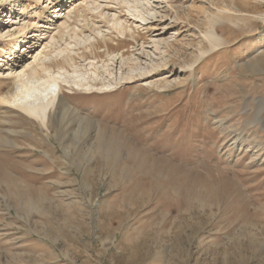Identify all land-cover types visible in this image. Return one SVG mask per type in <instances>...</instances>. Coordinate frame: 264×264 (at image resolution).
<instances>
[{
    "label": "rangeland",
    "instance_id": "374dc122",
    "mask_svg": "<svg viewBox=\"0 0 264 264\" xmlns=\"http://www.w3.org/2000/svg\"><path fill=\"white\" fill-rule=\"evenodd\" d=\"M19 1L0 0V23ZM122 1L99 3L135 29L127 35L98 10L71 19L85 39L111 35L117 55L109 71L103 44L99 58L77 60L84 72L94 62L108 89L63 90L93 121L90 137L74 138L62 106L46 131L0 103V264H264V0H136L142 16ZM25 2L30 17L46 5ZM218 8L231 11L212 48L205 31ZM32 30L0 38V64ZM40 49H21L18 71L45 59ZM12 87L0 77V95Z\"/></svg>",
    "mask_w": 264,
    "mask_h": 264
},
{
    "label": "bare ground",
    "instance_id": "6f19581e",
    "mask_svg": "<svg viewBox=\"0 0 264 264\" xmlns=\"http://www.w3.org/2000/svg\"><path fill=\"white\" fill-rule=\"evenodd\" d=\"M37 1H46V5L41 8V10L45 13L44 19H41L40 21L35 19L37 13L41 11H38L37 9L33 11V17L28 16L31 13L26 11L28 4H26L25 0H21L16 4L11 5L8 21L0 23V38L7 39H14L16 38V36L21 35L23 36L24 34H26V29L29 28V25H35V30H32L33 35L31 34L32 36L22 37L23 44L21 42L13 44V46L9 50V55L4 59L5 63L0 64V66L3 65L2 67H0V77L3 78V76L6 75V78L13 80V87L10 89V91L6 95H0V103H2L3 105L4 103H7L11 108L14 107L15 109L18 108L23 110L30 117L39 120L46 131H48L50 128V116L56 110H58L59 107L62 106L61 110L64 111V120L66 121L65 115L69 114V121L71 123H77V128H75L76 130L74 131V138H78L79 134H84L90 137L91 132L95 130L94 124L92 123L93 121L90 118L88 120V117L81 116L76 109L72 108L63 90L66 87L70 89H74V87H77L89 91L93 89H97L100 91L105 90L106 88L108 89L109 86L107 83H97L99 72L98 67L94 64V62L89 63L90 66H95L97 68H95L96 71H93L89 68L87 72H84L81 70V65L77 60L79 58L80 60L85 62L90 57V55H92L94 59L99 58L100 56H102V54L100 52H97L96 49H98L99 47L101 48L103 44V47L105 46V54L107 57V59L104 61H107V64L103 62L102 67L106 71H109V62L114 61L117 55L112 56L111 54V46L109 44V41L113 40L111 35L104 34V32L99 29V31L97 32V38L94 36V40H91V38L89 37L88 39H85L79 34V29L71 25V19L77 9L79 11L80 8H89L91 9V11L98 10L97 13L99 15L101 14L100 16L103 15L106 21L111 24L108 27L123 36L127 35L128 32H133V30L135 29L128 25L124 20L118 18L116 14H114V17H112V19L110 20L109 15H107V13L102 9V5L99 3V0ZM122 2L123 5H128V11L132 12L133 14L138 13L137 16H142L144 14L143 9L146 6L144 5V3H142V1L139 2L136 0H123ZM51 4L54 5L51 7L54 8L52 12L48 9L49 5ZM16 5L18 7H16ZM84 5L85 7H83ZM33 7L35 6L32 5L31 8ZM100 8L101 11L99 10ZM146 9L148 8L146 7ZM230 11L231 10L228 8H218L216 13L210 14L208 17L209 28L205 31V37L209 41V44L212 46V48L218 46L222 41V38L218 34L216 24L218 23L220 18L224 17L223 14H227ZM156 12L159 13L160 11ZM232 19L234 18L232 17ZM31 20H33L34 23H29ZM8 22L11 24L9 25ZM5 23H8L6 24L7 26H4ZM96 29L98 28H95V30ZM26 38H30V40H26ZM84 41H89V45L87 44L84 47H79L77 50L74 49L73 42H78L77 45H80L82 43H85ZM59 42L61 43V45L58 44ZM41 47L42 50L40 49ZM55 47L57 48V50L54 49ZM21 49L22 51H24V53L26 51L34 53L36 51L38 52V49H40L39 52L41 56L42 54H45L46 58L49 57V59L53 52L56 54V58L54 57L50 59V61L48 60V58H41L42 60L39 62L36 59V57L39 55L36 54L37 56H35L34 62L32 61V64H27V69L18 71L20 67L25 65L24 59L26 56L24 57L23 54H20ZM47 49L49 50L46 51ZM202 51L204 52L205 50ZM121 57L122 59H124V55H122ZM126 61L127 64H129V62L133 65L137 64V60L133 59L132 57L127 58ZM168 63L162 65L161 67L165 68L166 70ZM53 64H56V67H54ZM191 65L192 64H190V66ZM155 72L156 66H153L149 68L148 71L144 74H127L123 77V79L133 80L139 75L142 76ZM91 92L94 93V91ZM41 139L42 141L46 140L43 138ZM74 143L75 141L71 145L65 146V150L67 153L70 150L78 147Z\"/></svg>",
    "mask_w": 264,
    "mask_h": 264
}]
</instances>
